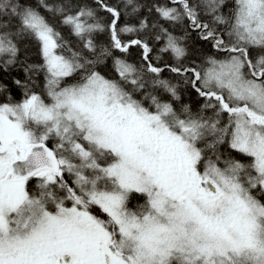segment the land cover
Segmentation results:
<instances>
[{
	"label": "snow or ice",
	"instance_id": "1",
	"mask_svg": "<svg viewBox=\"0 0 264 264\" xmlns=\"http://www.w3.org/2000/svg\"><path fill=\"white\" fill-rule=\"evenodd\" d=\"M38 2L50 16L0 0V69L34 40L43 62L23 67L45 78L43 94L17 79L23 100L0 102V264H264V0H168L138 26L105 0L107 23ZM190 32L214 54L186 65ZM150 41L177 63L157 66Z\"/></svg>",
	"mask_w": 264,
	"mask_h": 264
},
{
	"label": "trees",
	"instance_id": "2",
	"mask_svg": "<svg viewBox=\"0 0 264 264\" xmlns=\"http://www.w3.org/2000/svg\"><path fill=\"white\" fill-rule=\"evenodd\" d=\"M24 2V0H22ZM28 4L33 7L39 8V10L45 14L46 16H50V14L46 13L43 8L39 7L38 0H26ZM48 2H55V0H48ZM77 3L81 5H87L91 8L97 9V14L101 18L102 22L107 23L111 17L106 12L99 10L97 8L95 0H76ZM106 3L119 7L122 15L120 21L118 22L120 26L125 24L128 25H137L140 19L144 17H148L150 21L158 20L156 13L149 12L148 6L154 4H165L168 3V0H135V3L141 5L139 12H132V6H127L125 8L126 0H105ZM228 4L231 5L232 0H227ZM127 13V14H124ZM159 23L164 24L165 27H168L170 31H173L174 35L180 36L183 35V29L180 27H176L175 25H169L167 22L163 20H159ZM58 30L62 32V34L69 39H74L71 37L69 30L64 26H58ZM141 35H143L141 33ZM97 41L100 44L108 43V35L107 33H100L97 35ZM127 39V37H124ZM151 46L154 48V52L152 53L153 62L159 66L164 68L166 64L175 65L177 61L173 57V55L169 53H160L158 51L159 47L162 46V42H152L150 41ZM184 45L188 49L189 55L183 61L184 64L189 65L193 61L196 63H200L202 59L206 56L213 55L214 50L211 47L210 43H206L199 39V35L196 32H190L187 36V39L184 41ZM119 55V53H117ZM156 56H159V60L156 59ZM130 63H134L137 66H140L141 61V50L137 47H133L129 50V53L125 57ZM19 62L8 67L7 71L0 69V85L5 86V91L0 92V102L6 100L7 97H11L13 102L22 101L24 98L25 89L23 87H18L14 81L19 79L27 83V87L29 90L37 92L39 94L44 93L45 86V78L44 74L40 73L38 75H31L26 73L23 65L26 64H41L42 56L40 54L39 44L31 40L23 45V50L19 54ZM109 66H111V60L108 61ZM31 75V80L29 81V76ZM111 75H115V73H111ZM161 78L169 80L173 83H177L180 78L176 76V74L170 72L167 68L161 73ZM182 89V98L184 103L192 106L193 111L199 109L201 104L203 103V99L197 95L194 89L191 88L190 85H184L181 83ZM51 146V144H50ZM140 200V199H132ZM142 201V200H140Z\"/></svg>",
	"mask_w": 264,
	"mask_h": 264
},
{
	"label": "flooded vegetation",
	"instance_id": "3",
	"mask_svg": "<svg viewBox=\"0 0 264 264\" xmlns=\"http://www.w3.org/2000/svg\"><path fill=\"white\" fill-rule=\"evenodd\" d=\"M32 183H34V181ZM138 203H143V201H140V200H133V202L131 201V204L133 206L136 205V204H138Z\"/></svg>",
	"mask_w": 264,
	"mask_h": 264
},
{
	"label": "rangeland",
	"instance_id": "4",
	"mask_svg": "<svg viewBox=\"0 0 264 264\" xmlns=\"http://www.w3.org/2000/svg\"><path fill=\"white\" fill-rule=\"evenodd\" d=\"M34 183H35V181H34ZM34 183H33V184H34Z\"/></svg>",
	"mask_w": 264,
	"mask_h": 264
}]
</instances>
